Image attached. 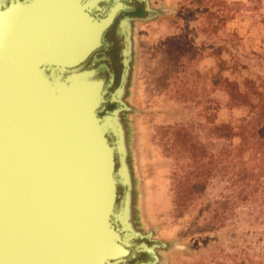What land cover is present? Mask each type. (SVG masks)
I'll return each instance as SVG.
<instances>
[{"label":"water","instance_id":"obj_1","mask_svg":"<svg viewBox=\"0 0 264 264\" xmlns=\"http://www.w3.org/2000/svg\"><path fill=\"white\" fill-rule=\"evenodd\" d=\"M168 13L151 0H0V264L182 257L163 114L137 74L141 52L155 61L143 30Z\"/></svg>","mask_w":264,"mask_h":264},{"label":"rangeland","instance_id":"obj_2","mask_svg":"<svg viewBox=\"0 0 264 264\" xmlns=\"http://www.w3.org/2000/svg\"><path fill=\"white\" fill-rule=\"evenodd\" d=\"M151 1L169 13L143 30L155 61L141 52L137 74L163 114L164 200L185 244L176 261L264 264V172L238 147L240 127L263 121L264 0Z\"/></svg>","mask_w":264,"mask_h":264},{"label":"trees","instance_id":"obj_3","mask_svg":"<svg viewBox=\"0 0 264 264\" xmlns=\"http://www.w3.org/2000/svg\"><path fill=\"white\" fill-rule=\"evenodd\" d=\"M195 3L198 5L202 4V1L200 0H195ZM205 10L207 11L206 7ZM198 77V76H197ZM199 79H202L198 77ZM216 83V82H213ZM204 86H206V83H204ZM251 86V85H249ZM258 92H262L263 88L258 86ZM256 90L251 91L250 88L246 94H256ZM260 95V94H258ZM261 96V95H260ZM263 100V99H262ZM263 118V121L257 123L255 126H244L240 127V133L238 135L239 138V151H243V149H250L253 151V153L256 154L255 160L257 161V171L256 174L260 172H264V114L261 116ZM253 124V123H252ZM236 157V156H235ZM261 159L262 163H259L258 160ZM263 164V165H262ZM255 165V166H256Z\"/></svg>","mask_w":264,"mask_h":264}]
</instances>
